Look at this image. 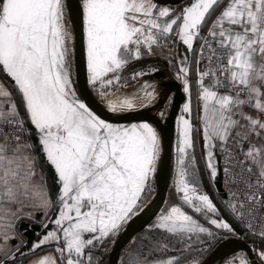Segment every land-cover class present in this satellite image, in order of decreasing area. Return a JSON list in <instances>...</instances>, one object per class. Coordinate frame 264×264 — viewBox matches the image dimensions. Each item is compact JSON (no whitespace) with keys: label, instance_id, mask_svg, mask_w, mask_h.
Here are the masks:
<instances>
[{"label":"snow or ice","instance_id":"1","mask_svg":"<svg viewBox=\"0 0 264 264\" xmlns=\"http://www.w3.org/2000/svg\"><path fill=\"white\" fill-rule=\"evenodd\" d=\"M69 7L67 0H0V72L12 82L9 87L0 81V264H17L18 256H36L46 245L54 246L56 255L36 256L29 264H100L94 250L137 215L151 195L161 159L162 139L152 123L109 122L77 95L75 41L65 20ZM79 9L87 83L101 97L124 87L122 73L154 56L169 38L185 53L175 65L187 95L177 121L175 161L182 205L157 217L139 247L126 253V264H182V256L218 235L200 223L198 214L216 230L235 235L200 191L194 133L202 135L213 179L219 171L217 143L231 159L227 145L235 142L243 157L237 164L248 173L246 191L243 199L231 192L225 206L247 232L264 240V224L257 232L253 223L257 208H264V0H190L179 10L154 0H79ZM150 71L156 69L135 71L130 78ZM193 83L200 128L192 122ZM141 93L119 105L109 101V111L135 110L136 99H147L140 107H150L159 96L147 81ZM41 157L52 173L55 200L40 169ZM54 205L49 223L55 227L48 230L44 224L40 239L28 245L21 241L13 250L8 241L17 238V226L26 227L22 222L37 212L47 216ZM153 232L164 236L154 238ZM251 251L264 264V248ZM189 264L201 262L194 257ZM228 264L255 260L240 254Z\"/></svg>","mask_w":264,"mask_h":264},{"label":"rangeland","instance_id":"2","mask_svg":"<svg viewBox=\"0 0 264 264\" xmlns=\"http://www.w3.org/2000/svg\"><path fill=\"white\" fill-rule=\"evenodd\" d=\"M154 2H156L160 7H171V8H175V9L179 10V9L183 8L184 6H186L190 2V0H185L178 5L165 4L159 0H154ZM65 20H66L67 31L69 33H71V35L73 36L72 23H71L67 9H66V13H65ZM73 38H74V36H73ZM155 52H156V54L154 56L146 57L143 60L135 62L134 64L130 65L126 71H124L122 73L121 84L125 85V86L121 87L119 90H116V89L109 90L108 94L106 96L101 97L98 94V92L93 90V88L88 84L93 95L96 97V100L100 104H103V105L109 106V104H108L109 101H112L118 105L126 96L132 97L140 89V87H142L144 85L145 81H147L148 83H153L152 79H157V78H153V76H152V73L154 71H150L148 75H145V76L140 77V78L135 79V80L130 78L133 72L140 71V70L148 71L150 69H156V70L161 69L165 72V75L167 74L170 77L169 79H175L181 85V89L183 91L182 82L180 80L176 79V67H175L179 58L185 54L183 46H181L179 44V42H174L172 38H169L166 42L163 43L162 48L155 49ZM189 56L191 58V53H189ZM169 59L172 60L171 65L168 62ZM85 66H86V63H85ZM193 69H194V66H193ZM74 72L75 71H74V64H73L74 87L76 89L77 95L80 97V95L77 92L75 73ZM85 72H86V78H87V75H88L87 70H85ZM192 79H193V81L195 80V71L194 70L192 73ZM194 86H195V84L193 83V88H194ZM168 98H171V103H172L173 91L165 90V91L161 92V94H159V96L157 97V101L152 106L144 107V109L140 113H138L134 116L125 117V118H117V119L107 118V117L101 116V118L106 119L109 122L125 123V124L147 120L148 122L152 123L153 126L157 127L158 132H161V128L163 126L164 120H165V118L168 114V111L170 109V106H171V103L168 102ZM185 102H182L180 109L177 113L176 119H175L173 140H172V145H171V150H170L169 170H168V174H167V177L169 180V185H168V188H167V191L165 194V199L163 201V204L160 206V208L157 210V212L152 217H150L147 221H145L139 227H137V229L134 231V233L132 234V236L130 237V239L126 243V245L123 247V249H121L117 264H126V262H127L126 253L129 252L131 249H136L139 247V245L141 243L142 236H144L147 233V229L149 228V226H151L156 221V219L159 215H161L162 213H166L173 206L182 205V201L180 199L181 194L177 193L176 185H175V179H176V177H175V161L177 158L176 146H177V139H178V123H177V121H178V118L182 115L181 110H182ZM162 110H165V116L163 118H161L159 116V113ZM194 121L195 120H193L192 122H193L194 126L197 127L196 122H194ZM32 134H33V137L36 135L34 132ZM193 136H194V143H195L194 155H195L196 167H197L196 177L198 180L200 191L203 194H207L212 199L215 206L219 209L220 214H219L218 218H222L226 222H228L232 226V228L235 230V235L228 233L226 231H223V230H216L214 228V226H210L208 224L207 220H205L203 215L198 214L196 216V218L200 221V223L204 224V226H206V227H212L213 231L218 232V235H217L216 239L211 240L204 245H196L194 247V250L190 254H185L184 256H182V264H189V262L194 257L198 258L201 262L221 240H223L227 237H240V238L244 239L247 243H249L251 248H253V247L263 248L264 240H261V239L255 240L252 237H250L249 235L244 234V232L240 229V227L234 221L232 215L220 203V200H219V198H218V196L214 190V187H213L214 185L212 186L215 178L213 179L211 177L210 170L206 167L205 160H206L207 153H206V150L202 144L203 139H202V137L199 136V133H194ZM219 147H220V145H216L215 155H216ZM37 150H39L38 142H37ZM214 162L216 163V156H215ZM42 165H43L42 167H43V170H44V173H45L48 185H49V190H50L52 199L55 200L57 192H56V188L53 186V178L49 175V173L46 169V165L43 162H42ZM155 191H156V183H155V180L153 178V180L151 182V195H149L141 203L140 208L137 209V213L146 204H148L152 200V198L155 194ZM185 210H187V209H185ZM39 213H40L39 215L35 214L34 219H31V220L26 219V221L37 222L40 225H42V227H43L44 224L49 223L50 219H54L55 214H56V207L54 205L53 209L48 212L47 216H45L43 214V212H39ZM209 218H217V217H213L212 214H209ZM54 227H55L54 224H50V227L48 230H52ZM17 234H18L17 235L18 240H17V242H15L13 250H14L15 246L17 244H19L21 241L24 242V238L22 237L21 232L18 230V228H17ZM151 235L154 238H163L164 233L153 232V233H151ZM114 239H115V237L106 240L101 248L94 250L97 252H99V251L102 252V258H103L102 263L103 264H106L108 261V256L110 253V249L113 245ZM48 247L50 248V246H48ZM52 247H54V246H52ZM179 247L180 246L177 245V248H179ZM45 249H46V247H43L41 250H38L37 252L43 251ZM241 252L242 251H238L234 254H231V255L227 256L226 258L216 262L215 264H228V262L234 256L240 255ZM93 255H95V254L93 253ZM160 255H164V254L161 253ZM254 255H255V253H254ZM28 256H31V254H28V255L23 256V257L18 256L17 257V264L22 263V261L25 258H27ZM94 258L95 259L97 258L98 260H100V257L97 255ZM256 259L260 262V260L257 257H256Z\"/></svg>","mask_w":264,"mask_h":264},{"label":"water","instance_id":"3","mask_svg":"<svg viewBox=\"0 0 264 264\" xmlns=\"http://www.w3.org/2000/svg\"><path fill=\"white\" fill-rule=\"evenodd\" d=\"M165 4L169 5H178L185 0H159ZM69 4V9H67L69 16L72 20V29L75 41V62H74V73H75V81L77 92L80 95L81 99L89 105V107L95 111L98 115L107 117V118H125L134 116L140 113L144 107L123 113H111L107 111L99 102L96 100V97L93 95L91 89L88 86L87 78H86V66H85V57L83 51V37H82V25H81V17H80V9H79V0H67ZM74 22V26H73ZM153 78H161L165 76V72L161 69L156 70L152 74ZM165 90L173 91V98L168 114L164 120L163 126L161 128V139L163 150L161 153V159L157 165V171L154 176V180L156 183V193L152 198L149 205L142 211V213L133 221H129L128 224L123 226L120 231V234L115 237L113 245L110 249V253L108 256L107 264H117L120 251L126 245L134 231L139 227L142 223L147 221L150 217H152L160 206L163 204L165 199V194L169 185V180L167 177L170 163V150L173 140L174 133V124L177 113L180 109L182 102L185 100V94L181 89V85L175 79H167L164 80L157 88V92L161 94V92ZM31 128L30 125H27ZM36 137L34 136L33 139ZM216 163L218 164V154L216 153ZM42 158V157H41ZM43 160V158H42ZM46 169L49 175L52 177V173L46 165ZM219 169V166H218ZM220 171H218V175L215 177V187L218 191L220 188ZM23 227L18 225L17 228L21 232L22 237L24 238L25 245L30 244L31 242H35L40 239L46 232L45 228L42 227L37 222H30L24 220L22 222ZM49 224V223H48ZM50 227V224H49ZM48 227V229H49ZM13 242H17V240H13ZM47 246V245H46ZM44 246V247H46ZM27 251V249H24ZM252 248L249 243H247L244 239L240 237H227L221 240L210 252L209 254L201 261V264H215L216 262L226 258L227 256L234 254L238 251L244 252L250 259L255 260V264H261L259 262L254 253L251 251Z\"/></svg>","mask_w":264,"mask_h":264},{"label":"built area","instance_id":"4","mask_svg":"<svg viewBox=\"0 0 264 264\" xmlns=\"http://www.w3.org/2000/svg\"><path fill=\"white\" fill-rule=\"evenodd\" d=\"M26 127L27 124H26ZM227 147L231 150L230 155L231 159H228L229 153L222 151L221 147L218 148V166L220 171V188L221 190L218 191L215 187V180L213 181L214 190L220 200V203L224 206V208L230 213V211L226 208L225 202L229 199V194L231 192H236L240 194L241 199H243V193L246 191V188L243 183V178L248 176V173L245 172L238 164V160H242V156L237 155V147L235 142L229 140ZM246 167V166H245ZM228 168V172H224L223 169ZM252 179L254 180L255 177L253 176ZM236 182H233V181ZM255 190V189H253ZM247 206V205H246ZM231 214V213H230ZM236 224L240 227V229L244 232V234L249 235L255 240H260L258 236H254L247 232V230L243 227V224L238 221L233 214H231ZM253 223L256 225V231L260 230V225L264 224V208H257V214Z\"/></svg>","mask_w":264,"mask_h":264},{"label":"crops","instance_id":"5","mask_svg":"<svg viewBox=\"0 0 264 264\" xmlns=\"http://www.w3.org/2000/svg\"><path fill=\"white\" fill-rule=\"evenodd\" d=\"M0 81H4V83L7 85V86H11V81L2 73V72H0ZM187 100V96L185 95V100H184V102ZM192 101H193V109H194V111H193V120H195L194 122H196V125H197V128H200L201 127V125H200V121L196 118V112H195V109H196V104H197V90H196V86H194V88L192 89ZM17 103L19 104V99L17 98ZM21 113L23 114V109L21 108ZM192 120V121H193ZM36 136V135H35ZM199 136L200 137H202V135L199 133ZM31 138L33 139V134H32V136H31ZM33 141L34 142H38V140L35 138V139H33ZM203 144V146H204V143H202ZM217 145H219V143H217ZM246 147V146H245ZM38 151V150H37ZM42 162H43V160H42V158H41V163H40V169L44 172V170H43V165H42ZM40 213L39 212H37L36 213V215H39ZM16 240H18V238H16ZM8 243H9V245H11L12 246V248L14 247V242H13V240H10V241H8ZM48 246H50V248L48 247ZM263 248H264V246H263ZM49 253H51V254H53V255H56V253L54 252V247H52L51 245H47L46 246V249L45 250H43V251H40V252H37L36 253V256H43V255H45V254H49ZM95 255H94V257H96V255L97 256H99L100 257V264H103L102 263V260H103V258H102V252H97V251H94L93 252ZM241 254H245L244 252H241ZM246 255V254H245ZM36 256H33V255H31V256H28L27 258H25L23 261H22V263H20V264H29V262L31 261V260H33V259H35L36 258ZM97 259V258H96ZM107 264V263H106Z\"/></svg>","mask_w":264,"mask_h":264},{"label":"bare ground","instance_id":"6","mask_svg":"<svg viewBox=\"0 0 264 264\" xmlns=\"http://www.w3.org/2000/svg\"><path fill=\"white\" fill-rule=\"evenodd\" d=\"M69 14V13H68ZM70 17V16H69ZM70 20H71V18H70ZM71 23H72V20H71ZM73 30V29H72ZM74 36V35H73ZM170 77L166 74L165 76H163V77H161V78H158V79H152V81H153V83H150V84H154L155 86H156V90H157V88H158V86L164 81V80H167V79H169ZM141 89H142V87H140V89L132 96V97H137V98H139L141 95H142V93H141ZM130 97V96H129ZM136 104H137V108L135 109V110H137V109H140V108H142V107H140V105L141 104H146L147 103V99H136L135 101H134ZM100 104V103H99ZM119 105V104H118ZM101 106H103L107 111H109V106L108 105H103V104H101ZM131 111H134V110H131ZM109 112H111V111H109ZM125 112H130V111H125ZM111 113H113V112H111ZM156 193V192H155ZM155 195V194H154ZM154 197V196H153ZM151 202V201H150ZM149 202V203H150ZM149 203L148 204H146L138 213H137V215L136 216H134L133 217V219L131 220V221H133V220H135L141 213H142V211L149 205Z\"/></svg>","mask_w":264,"mask_h":264},{"label":"flooded vegetation","instance_id":"7","mask_svg":"<svg viewBox=\"0 0 264 264\" xmlns=\"http://www.w3.org/2000/svg\"><path fill=\"white\" fill-rule=\"evenodd\" d=\"M159 70V69H158ZM155 72V71H154ZM153 74V73H152ZM212 186H213V184H212Z\"/></svg>","mask_w":264,"mask_h":264}]
</instances>
